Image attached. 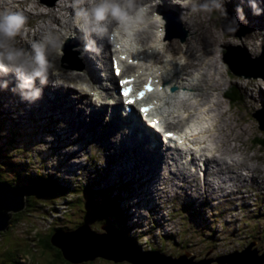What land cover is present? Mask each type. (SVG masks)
Segmentation results:
<instances>
[{
    "label": "rangeland",
    "instance_id": "obj_1",
    "mask_svg": "<svg viewBox=\"0 0 264 264\" xmlns=\"http://www.w3.org/2000/svg\"><path fill=\"white\" fill-rule=\"evenodd\" d=\"M3 1L4 0H0V2ZM34 1L40 3L41 9H36L35 2L32 3V5L26 6V8H24L23 10H16L11 8L12 11L22 12L26 17V23L23 27L25 28L27 27L29 22H33L34 24L40 25L51 24L52 26L61 29L59 22H53L49 18L38 17L35 11H38L39 13L40 11L46 12L47 10H54L59 16L61 12H65V9H60V6H63L65 4L67 7L69 5L68 0H53V4L52 0ZM62 1H64V3ZM21 2L22 0L19 1V5H14V7L18 9L25 6L21 5ZM260 2L261 4H264L261 0ZM167 3L174 2L173 0H167ZM176 4L181 5L180 3ZM226 5L229 6V10L233 9L235 14H239L238 10L242 9V12H244L246 9V6L242 1L234 2L229 0L227 1ZM3 9L7 10L4 7ZM213 12V16L210 15L212 14V12L205 13V18L207 19L208 23L207 26L214 34L217 44L215 46H211V50L215 52L214 54L216 56V59H218L219 66H221L220 60L222 61L223 59L227 62L226 64L229 67L228 70L234 77H232L231 80L227 76L225 70L223 71L222 69H220L224 74L225 84L220 87V91L215 95H218V98L222 101L223 111L229 110L227 113L228 115H231L232 117H234L233 115H235L244 118V120H240L239 123H237L235 119L231 123L228 119V123L230 125H233L234 127L237 124V133L240 136V140L242 141L241 144H246L245 147H247V149L244 148V153L247 154V157H252L251 160H247L246 162L249 165H254L256 167L254 173L255 178L253 180H255L257 176L259 179L255 180L257 182L256 183L251 180V173H248V175L245 174V180L247 179V181L244 187L242 185V188L246 191L244 192L246 194H243V192L240 191V194L242 196L230 195L228 197L222 198L219 196L228 193L229 189L219 191L221 193L220 194L218 192L216 193L215 190L212 189V186H214L215 183L208 181L207 183L200 184L196 188L193 187V183L191 182H183V184L182 182L179 183L178 180L180 179V177L176 180V183L172 180L173 177L170 178V180L173 181L174 184L171 185L172 189H169L168 191V185L167 187H165V190V188L160 186L159 183L153 184V188L149 187L148 183H146L144 179L141 178L138 174L139 172L142 174V172L140 171L139 167L140 163L134 161V159L137 157V152L134 151L136 149L134 145L132 146V157L127 156L124 151L119 148V145L114 142L116 137H112L110 141L113 146L112 144H109V146L107 145V148H111L106 151H110L111 153L115 152L116 154L121 155L114 158L115 153L113 156H111L108 152L105 151L102 141L100 140V138L102 137V133L99 132H86L91 136V138L92 136H94V138L96 139L97 144L95 146L93 143H91V146H84L85 139L82 140V146L81 142L71 144L69 142L71 140H69V138L67 137H75L72 136V133L74 132L69 130L70 126H67L68 123L65 124L60 122V124H65L60 131V127L58 125L57 127L54 126L55 120L49 118L48 116H46V114L42 119H40L41 115H38L35 111H33V113L29 112L36 109L33 103H28L29 105L25 107V110L28 113L23 114L22 119H17V116L19 114H22V108L17 106L18 104L16 102L12 104L14 110L11 109V111H8L10 106L0 105V146H3L5 144V136L9 138L10 136H12L14 137L13 139L15 147L18 150H22L21 153L15 152L14 154V150L9 149V146L7 145V149L3 153L9 155L11 159L8 158L6 167L2 168L0 170V173H4V176H6V178H23L24 171H29L30 173H32L36 169V173H40L43 176L52 175L57 179L68 181V183H71L72 188H74L76 184L82 187L85 186L84 182L87 181V177L85 176V174L87 173V170L90 169V167L93 169L102 170L104 183H99L97 182V179H94L92 182L87 183L90 184L87 186L91 189H98L101 195L105 194L102 193L103 191H107L108 189L112 188L113 195H120L119 197H116V201L120 202V207L123 210H125L124 207H126L127 209L126 214H128L129 218L127 219V222L130 227V233H132V230L133 234L142 233V235H145L144 239L141 240L142 245L148 244L149 241L152 242V244H155L157 248L163 250V254L165 256L161 255L159 257L156 255L153 260L148 259L147 255L142 256L146 258L144 260L145 264H155L156 258L157 260L163 261V264H198V262L202 260L203 262L210 261V264H218L215 261L216 258L226 254L227 256L232 255L231 253L235 254L237 257H242L241 255L237 254V251L241 252L248 247H250L249 249L251 251H256L258 255H264V184L260 182L262 181L264 183V147H260V145L255 144L256 139H261L264 137V130L259 129V126L262 124H259L260 121L256 117H254L255 113L258 110H260L261 114L264 116V112L262 111L264 110V61H262V63L260 64L261 66L259 65L260 67L255 66L251 70L247 68L249 63H253L247 61V58L251 60H257L261 57V54L263 52L261 53L260 50L264 46V41H253L260 36L259 32L254 35L253 40H244V44L239 41V37L242 38L243 31L246 32V29L244 30V28H247L248 26L247 30H249V26L251 25L248 20L249 17L245 21L241 20L240 17H238V23L240 24V26L235 32H228L225 30V25H227V27L234 26L229 24L227 17L224 18V15H222L221 11ZM215 13L217 15H215ZM245 14L247 17L246 11ZM62 19L65 18L62 17ZM233 19L236 20L237 17H231L230 21H232ZM147 22L148 23L140 26L141 30L143 26H146V30H148L151 23L158 24V22L153 19H149V21ZM262 22L263 20L260 19L259 25L261 27H264V24H261ZM64 26L67 27L66 25ZM214 27L218 29L217 32L219 35L231 34L230 44H221L222 40L221 42L219 41L218 35L215 34ZM24 28L21 29L22 32ZM70 28L71 27L69 25L67 29ZM73 31L79 33V30ZM154 33L156 34L155 29L152 30V34ZM261 33L263 35L264 30H262ZM61 34L62 33H60L59 35ZM50 35L56 36L51 33ZM194 35H196V31L194 32ZM209 36L211 37V35ZM69 37L67 38L68 40ZM97 38L100 39V37ZM97 38L91 36L89 38V41H87L88 43H91L92 49L95 50L94 54L97 53L96 50H100V44L98 46H95V44L97 43ZM106 38L107 35L104 36L103 41L106 40ZM163 38H165L169 42H178L183 49L182 51H184L183 45L187 40L190 39V36L189 32L187 31L186 24L183 25V22H172V24L169 28H167L166 31L163 30ZM36 42V40H29L28 47L32 49V44ZM262 44L263 46H261ZM136 46L138 47L137 43ZM244 50H246L249 55L245 54V52H243ZM86 53L88 55V58L89 55H92L89 54V51H87ZM52 56L55 58H53L52 60L49 59V62L51 64L50 68L54 70H51L50 68L48 69L51 70V72H55L56 65L59 68H62L61 60H63V63L64 61L69 63L70 66L68 67L70 68L74 66H80L81 64V62L79 64L78 61H73L70 56L69 57L71 58V61L65 59V52H63L62 56H58L56 52ZM261 58H264V54ZM177 60L181 61L180 58H177ZM105 62L106 67H108L110 71L109 56H107ZM233 62L239 64L242 63L245 67L237 65V67L235 68L237 72L236 74H234V72H232L230 68V64L232 65ZM76 63L79 65H75ZM8 71L11 70L8 69ZM28 71L31 70L29 69ZM211 71L212 70L210 69L208 73H212ZM217 72L218 70L214 69V73ZM11 73H13V71H11ZM214 77L218 78V74ZM4 79L10 80L9 76H6ZM3 82H5V80H2L0 85H3ZM246 83L249 84L248 87L245 86ZM6 85L7 87L9 86L8 81H6ZM258 86H262V90H259ZM38 88L40 89L42 88V86L40 85L39 80H36L35 87L28 89V91L32 92L37 90ZM233 88L239 90V93L241 94L240 100L236 103L231 102L226 97L227 93L234 94V91H232ZM75 91H73L74 93L72 94L77 97L79 92L77 90ZM57 95L63 96L61 94ZM87 97L90 98L91 104V99L93 100V98L89 96ZM247 100H250V106H244ZM19 102L22 103L21 99H19ZM166 110L168 111L169 109ZM45 111H48V109H45ZM100 116L104 118L103 114H101ZM83 117H85L84 120L82 119L83 121H85L86 118H89L86 114H84ZM82 125L84 126L83 122ZM80 128V126L79 128L72 127V129H77V131L79 132L78 134H80ZM241 128L245 129L242 133L240 130ZM11 132H17L18 134H22V136L11 135ZM218 132L221 134H225L229 133L230 131L227 130L226 132ZM62 134L66 136V138ZM200 137H203V143H206L207 141L214 144L215 147V141L212 138L205 139V136L202 134ZM104 143H106L105 140ZM80 146L81 149H79ZM233 146H236L237 149L242 150V148H239V143L234 144ZM237 154L238 153H236V155ZM189 156H193V154H191L190 151H184L183 154L176 157H178L181 161V159ZM199 157L200 156L197 154V159ZM239 157L241 158L242 156L239 155ZM227 159L231 164L233 163L230 158ZM1 160L6 161V159L3 158ZM180 161H177L176 165L183 167ZM91 162L93 163L91 164ZM126 164L133 165V167H136L137 170L129 167L130 170L126 172ZM154 165L155 162L152 161L151 165H149L145 170L149 173L152 172ZM176 165H174L175 171H177ZM197 169L201 170L202 166L199 165ZM199 174H196L195 180L199 183H202ZM226 174H224L225 179L227 177H230V174ZM126 178H128L129 180H126ZM211 178L215 179L216 177L211 176ZM150 180L152 179L149 178L148 181ZM164 180L165 181H163L162 185L167 183L166 179ZM215 181H218L221 184V181H219L217 178ZM128 185L130 186L128 187ZM204 186L206 189H202ZM151 188L153 189V191L149 190ZM205 190L208 192H206ZM142 192H148L149 194H152L149 195V197H146L145 200L144 195H139V193ZM71 198L77 199L78 197ZM44 200L45 199H41V204L44 203ZM85 200H74L71 208L67 207L66 205H64L65 207H63L62 202H59L58 200L55 205L56 209L54 211L51 212L50 210L48 211L49 208L38 207L36 208L35 213H32L30 217L28 216V219L24 218L23 215L20 222L13 221L12 223L11 217L14 213H16V211L13 210L10 214V226H8V229L5 232L3 231V233L0 235V264L3 262V260H6L7 262L9 259H13L16 264H41L40 261L42 259H44L43 264L48 263V261H55V257L51 251H45L44 258H40L41 252H38L37 250L36 257L34 258L36 260L34 261V259H30V255H32V252L30 251L28 246L31 245L29 243L35 242L33 234L43 236L44 234L51 233L52 229H55L56 227L61 229L64 226L73 227V225L78 224V221H81L82 218L87 221L88 219L86 217H83L84 207L86 205ZM100 200L102 199L99 198V201ZM23 201L24 196L22 194L20 198L21 204H23ZM107 203L109 204L110 200H107ZM18 204L19 203L17 202V204L15 205L16 208H18ZM186 207L190 209L188 210ZM185 208L187 210H184ZM69 214L72 216V218L71 216H69ZM88 216H93L89 218L90 222L88 224L90 225V229H87L84 226L82 230H78L77 232L78 234H80L77 236V233H75L73 241L71 242L77 245L78 242H80V245H88V247L92 249H94V247H91V245L97 243L110 245L111 249L109 248L106 253L103 252V255L112 257L114 259L99 256L93 260L84 259L81 260L82 262H74L67 259L65 256L64 258L71 264H89L92 261H97L95 264H134L131 262L132 260L128 258H119L121 257L119 256L121 254L119 251H121V249L123 248H127L126 245L127 243L129 244V242L121 238V236L116 234L112 229L106 230L105 228V236H93L89 230L94 231L96 228H99V225H97L98 221H96L95 219L96 213H88ZM67 219H71L74 222L69 224L67 222ZM85 221L84 223H86ZM61 236L62 235H58L56 237L57 240H59ZM56 238L55 240H52L56 242ZM162 242H164V245H162ZM26 244H28V246H26ZM50 244L55 248L61 250V252L63 253L62 249L55 246L52 241H50ZM127 250H130L129 247L127 248ZM15 254L18 255L15 257ZM180 254L185 255V258L182 257L185 260L175 261L179 258ZM91 255L92 256L88 258L94 257L93 254ZM166 255L171 256L173 259L168 258ZM7 264L12 263L7 262Z\"/></svg>",
    "mask_w": 264,
    "mask_h": 264
},
{
    "label": "bare ground",
    "instance_id": "obj_2",
    "mask_svg": "<svg viewBox=\"0 0 264 264\" xmlns=\"http://www.w3.org/2000/svg\"><path fill=\"white\" fill-rule=\"evenodd\" d=\"M19 1L20 0H4L3 2H0V11H5L3 7L10 11H12L11 8L16 10H23L24 8H26V6L32 5V3L34 2L36 3V9H41L40 3L34 0H22L20 4L25 6L17 9L14 7V5H19ZM227 1L229 0H222V5H226ZM231 1L243 2V4L246 6L245 11L247 12V17L245 11L243 12V21H245L249 17L248 20L251 24L249 26V30H247L248 26L247 28H244V30L246 29V32L243 31L242 38L239 37V41L243 43L244 40H253V37L257 32L260 33V36L253 41H264V33L263 35L261 33V31L264 30V27H261L259 25L260 19L263 20L261 24H264V4H261L260 0ZM261 1L264 3V0ZM62 2L64 3V1ZM147 2H149V0H145V3ZM68 3H70V0H68ZM253 3H255L257 8L260 10V14L257 15L254 13V9L251 6ZM178 5L179 4H176L175 2L167 3V0H161V3L156 5L155 11L159 12V14H161L166 21V24L164 25V31H166L167 28L170 27L172 22H183V25L186 24L190 39L187 40L183 45L184 51H182L183 49L178 42H169L165 38H163V32L160 31L158 24L151 23L148 30H146V26H143L142 30L135 32V40H137L138 47L135 44L131 47V50H129L130 56L128 58H133L134 61H136V65L129 64L128 68L123 72L124 74H122L124 76H132L136 75L135 73H138L139 75L135 76L136 80H138L142 75H146L144 78L149 77L158 83L161 88L159 89L157 95L153 96L152 98L155 103H158L162 107L163 112L166 114V116L171 118L172 120L175 119L177 124H181L183 121V119L179 118V116L185 117L184 121L189 122L188 125H184L182 128L183 130L187 131V141L185 142V144H190V146L196 150V153H191L193 154V156L183 158L181 159V161L178 157H170L169 154H167L164 150L160 149L155 144L152 133L146 131L142 127V124L145 123L139 117V115H137L133 121H129L126 118H117L116 114L114 113H112L114 115H111V118L107 117L104 114V110H102L101 108L97 111L94 110V107H92V105L90 104V99L87 97V91H89V89L87 88L88 84L91 87L94 86L102 88L99 82V78L102 72H104V74H102L106 76L105 79H107L109 83L114 87L116 85V83L114 84V81L116 79L111 76V73L108 72L107 68L105 67V59L108 56V42L103 43L98 38L96 42L100 43L101 46H103V50H101L99 54H94L95 50H89V54L92 55H89L88 58V55L86 53L87 51L85 50V45H91L90 42H87L89 41V38L91 36L95 38L98 37L90 30L87 32V34L82 31H79V33L74 32V36H70L73 38L69 37V40L66 39L65 43H63L62 45V51L65 50V52L68 53L73 61H79V64L81 62L80 67L74 66L70 68L68 67L70 66L69 63L65 61L63 63V60H61L62 68H59L56 65L55 72H51V70L54 69L50 68L51 70H48L47 72V82L45 84L40 83L42 88H38L41 93L39 98H31V92H29L28 89H23L20 87L22 83L21 74L14 72V69L11 66L6 65L5 70H0L2 71L0 72V84L2 80H5V82H3V85H0V105L10 106L8 111H11V109H13L12 104L16 102L18 104L17 106L22 108V114H19L17 116V119H22L23 114L28 113L25 110V107L29 105L28 103H33L36 109L29 112L33 113V111H35L38 115H41L40 119H42L46 114V116L55 120L54 126L57 127L58 125L60 127V131L61 128H63L64 125L68 123L67 126H70L69 130L74 132L72 133V136L76 138L75 139L67 137L69 138V140H71L69 141L71 144L81 142L82 146V140L85 139L84 146H91V143H93L95 146L97 144L96 139L94 138V136H92L91 138V136L86 132H99L102 133V137L100 138V140L102 141L105 151L111 148H107L106 146L112 144L110 141L112 137H116L114 142L119 145V148L123 150L127 156L132 157V146L134 145L136 147L134 151L137 152V157L134 159V161L140 163L139 167L140 171L142 172V174L140 172L138 174L141 178L144 179L146 183H148L149 187H152L155 183H159V185L164 188L168 185V191L169 189H172L171 185L174 184L173 181H175L176 183V180L180 177V179L178 180L179 183L182 182L183 184V182H191L193 183V187L196 188L200 184L207 183L208 181L215 183L214 186H211L216 193H220L219 191L229 189L228 193L219 196L222 198L228 197L230 195L242 196L240 194V191L243 192V194H246L244 193L246 191L242 188V185L244 187L247 181V179L245 180V174L248 175V173H251V180H253L255 178L254 173L256 167L254 165H249L246 162L247 160H251L252 157L249 158L247 157V154L244 153V148L247 149V147H245L246 144H241L242 141L240 140V136L237 133V124L234 127L233 125H230L228 123V119L231 123L234 121V119L237 121V123H239V121L244 120V118L235 115H233L234 117L228 115L227 113L229 110L223 111L222 101L218 98V95H215L220 91V87L225 84L224 74L220 69H222L223 71L225 70L227 76L231 80L233 76L228 70L229 67L226 64L227 62L223 59L222 61L220 60L221 66H219L218 59H216V56L214 54L215 52L211 50V46H215L217 44L214 34L207 26L208 23L207 19L205 18V13H192L190 11V5L187 7ZM228 5L223 7V10L227 13L226 17L228 21H230L231 17H237L236 23L240 26V24L238 23L239 14H235L233 9L229 10ZM60 9H65V12H61L59 16L54 10H47L46 12L40 11L39 13L38 11H33L36 12L38 17L49 18L53 22H59L61 29H59L58 27H54L51 24L40 25L29 22L27 27H23V32L20 31V33L14 38V40L10 41V43L13 44L14 47L22 49L24 52L28 53L29 57L31 58L32 49L28 47L29 40H36V43H38L47 33L59 35L60 33H62V31L67 29L69 25L70 27H72L70 14L73 12V9L69 6L66 7L65 4L63 6H60ZM210 15L213 16L214 12H212V14ZM215 15L217 14L215 13ZM62 17H64L65 19H62ZM226 17L224 16V18ZM64 25H66L67 27H65ZM225 26L227 27V25ZM232 26L235 27V25ZM109 28L111 29V31L116 33L115 29H112L115 28L114 24H110ZM154 29L156 31V34H152V30ZM214 30L215 34L219 37V41L221 42L222 40L221 44H230L231 34L219 35L217 32L218 29L214 27ZM195 31L196 35H194ZM207 34L211 35V37ZM122 36L123 34L121 33V31H119L117 32L116 39L122 40ZM61 38L63 39L62 36ZM263 44L261 46H263ZM243 52L249 55L246 50H244ZM54 53L55 51L51 47L46 48V55L48 60H52L53 58H55L52 56L54 55ZM109 55L111 57V52ZM177 58H180L181 61H178ZM79 64L76 63L75 65ZM237 65L245 67L242 63H232V66L234 68H236ZM111 66L112 62L110 60V67ZM247 68L251 70L253 67L247 66ZM8 69L13 71V73H11V71H8ZM210 69L212 70V73L209 74L208 71ZM214 69H217L218 72L214 73ZM28 70L24 71L23 73V76L25 78L30 74V71ZM217 74L218 78H215L214 76ZM85 75L88 77V79ZM6 76H9L10 80L4 79ZM6 81H8L9 88L6 85ZM35 82L32 85L33 88L35 87ZM76 84L78 87H75ZM245 86L248 87L249 84L246 83ZM258 87L257 88L259 90H262V86ZM171 88H174V90L169 93V90ZM75 90H80L81 95H78L77 97L74 96V94L72 93H74L73 91ZM57 94H61L63 96H58ZM19 99H21L22 103L19 102ZM107 104L111 105L112 103ZM106 106L109 107V105ZM244 106H250V100H247ZM45 109H48V111H45ZM166 109L169 110L167 111ZM114 110H120V106L115 107ZM262 111L264 112V110ZM68 114L71 116H69ZM84 114L89 117L86 118L85 121H83L86 117H83ZM101 114H103L104 118L100 116ZM254 117H256L260 121L259 124L264 125V116L261 114L260 110L255 113ZM60 122L65 124H60ZM82 122L84 123V126L82 125ZM79 126L81 127L80 134H78L79 132L77 131V129H72V127L79 128ZM145 126L147 125L145 124ZM227 130H229L230 132L225 134H221L218 132H226ZM240 130L242 133L245 129L241 128ZM153 132L155 131L153 130ZM201 134L205 136V139L212 138L215 141V147L214 144L207 141V144L203 143V137H200ZM64 137L66 138V136ZM104 140L106 143H104ZM238 143L240 144L239 148H242V150L237 149L236 146H233L234 144ZM81 146L79 147V149H81ZM106 152H108L111 156H113L115 153H111L110 151ZM236 153L238 154L236 155ZM197 154L200 156V158H198L200 159V161L197 159ZM239 155H241L242 157L240 158ZM116 156L121 155L115 153L114 158ZM227 158H230L233 163L231 164ZM152 161L155 162V165L152 172L149 173L145 169L149 165H151ZM177 161H180L183 167L177 166ZM199 163H202L203 165L201 170L197 169V167L200 165ZM126 165V172L130 170L129 167L137 170V168L133 167V165ZM174 165H176L177 171L174 170ZM226 173L230 174V177H227L225 179L224 174ZM196 174L200 175V180L202 183H199L195 180ZM211 176H215L219 181H221V184L218 181L216 182V178L213 179L211 178ZM172 177L173 181L170 180V178ZM149 178H151L152 180L148 181ZM164 179H166L167 183L162 185L163 181H165ZM126 180L129 179L126 178ZM255 180H259L258 176ZM255 180L253 181L256 182ZM260 182L264 184L262 181ZM152 188L149 190L153 191ZM204 188L205 186L202 189ZM151 194H149L148 192L139 193V195H144L145 200L146 197H149V195ZM120 253L121 257H131L139 263H143V260L146 259L144 257H141L143 260L136 258L132 252H129V250H121ZM157 263L161 264L160 261H157Z\"/></svg>",
    "mask_w": 264,
    "mask_h": 264
},
{
    "label": "clouds",
    "instance_id": "obj_3",
    "mask_svg": "<svg viewBox=\"0 0 264 264\" xmlns=\"http://www.w3.org/2000/svg\"><path fill=\"white\" fill-rule=\"evenodd\" d=\"M173 2L180 3L185 7L190 5V11L192 13H211L213 11H221L222 15L225 17L227 16L226 11L223 10L222 0H202V2L201 0H173ZM160 3L161 0H149L147 3H145V0H70L68 6L73 9V12L70 14L72 27L70 29H65L61 35L53 36L45 34L40 42L33 43L31 58L28 53L24 52L22 49L14 47V45L10 43V41H13L20 33L21 29L25 25L26 17L19 11H0V70H5L6 65H8L11 66L14 71L20 73L22 79L20 87L23 89H31L33 83L37 79L41 84H45L47 82L48 69L51 67L46 55L47 47H51L58 56H62L63 52H65V50L62 51V45L69 36H74L73 30H79L85 32V34H87L90 30L98 37H104L105 35H108L110 24L115 25V30L117 32L123 31L131 36L133 32L141 30V25L146 24L149 19H153L158 22L160 31L163 32L166 21L161 14L155 11L156 5ZM251 6L253 7L255 14H260V10L257 8L255 3ZM238 13L240 19L243 20L244 17L242 9L238 10ZM229 24L235 25V27H225V30L228 32H235L239 27L235 19L229 21ZM101 41H103L102 38ZM105 42L106 41L104 40L103 43ZM85 50L89 51L93 49L89 44L85 45ZM96 51L97 54H99L100 50ZM262 52H264V46L261 49V53ZM65 59L71 61L68 53H66ZM258 59L251 60L247 58V61L254 63L258 62ZM253 63H249L250 67H253ZM28 69L31 71L25 78L23 73ZM40 95L41 93L39 89L30 93L31 98L33 99L39 98ZM94 98L99 101V96H95ZM132 253L136 258L143 260L139 257L138 252V254L135 251ZM144 255L150 256L152 260L156 257L155 255L150 254H143V256ZM103 257L114 259L108 256ZM95 258L96 257H94V259ZM130 260L134 261L133 258ZM199 263L203 262H198V264Z\"/></svg>",
    "mask_w": 264,
    "mask_h": 264
},
{
    "label": "trees",
    "instance_id": "obj_4",
    "mask_svg": "<svg viewBox=\"0 0 264 264\" xmlns=\"http://www.w3.org/2000/svg\"><path fill=\"white\" fill-rule=\"evenodd\" d=\"M233 93H227L226 97L231 102H238L241 98V94L236 88H233ZM11 135H19L22 136V134H18L17 132H11ZM14 137L5 136V144L3 146H0V158L6 159V161L0 159V170L7 165V160L10 158L9 155L4 154L3 152L6 151L7 145L9 146V149H13L14 154L15 152H22V150H18L15 147L14 143ZM255 144L260 145V147H264V137L261 139H256ZM3 153V154H2ZM14 161V160H12ZM93 162H91L92 164ZM24 177H12V178H6L4 176V173H0V185L4 186L5 190H9V192L12 190L16 195L23 194L24 196V208L23 210L16 212L12 215L11 222L13 221H21V217L24 215V218L28 219V216L30 217L32 213L36 212V208H49L51 212L54 211L56 203L61 201L63 207L66 205L67 207H72V203L74 200H85L86 205L84 207V215L83 217H86L88 220L85 221L84 218H82L81 221H78V224L73 225V227L64 226L61 228L56 227L55 229H52L51 233L41 235H34L35 242L29 243L31 244L28 246L30 251L32 252V255H30V259H34L36 257V251L41 252L40 258H44L45 251H51L55 257V261H48V263L45 264H71L68 260L64 258V254L61 252V250L55 248L50 244V241H52V236L56 232H65V233H71L75 230H82V228L85 226L90 225L88 224L89 218L93 216H88V213H96V221L97 225H99V228H96L93 232L102 233L104 232L103 228L112 229L116 234L121 236V238L125 239V241H129L131 245L133 246V250L136 251V253H143V254H154V252H158L162 255L163 250L160 248H157L155 244H152V242L148 241V244L142 245L141 240L144 239L145 235H142V233L139 234H133L130 233V227L128 225L127 219L128 214H126L127 209L123 210L120 207V202L116 201V197H119L120 195H113L112 194V188L108 189L107 191H103L102 193H105L104 195H101L100 191L98 189H91L87 185V183L92 182L94 179H97V182L104 183V176L102 174V170L100 169H93L90 167V169L87 170V173L85 176L87 177V181H83L85 186H78L76 184V188H72L71 183H68V181L57 179L53 177L52 175H41L40 173H36V169L34 172L30 173L29 171H24ZM130 185H128L129 187ZM99 188V187H98ZM71 197H78L77 199H72ZM99 198L102 199L99 201ZM41 199H45L44 203L41 204ZM107 200H110V203H107ZM116 201V202H115ZM48 204V205H45ZM39 205V206H38ZM188 210L190 208L186 207ZM184 210H187V209ZM89 211V212H87ZM86 212V213H85ZM69 216H71L69 214ZM65 217V216H64ZM72 218V216H71ZM24 219V220H26ZM23 221V220H22ZM84 221L86 223H84ZM10 222V223H11ZM67 222L69 224L73 223L74 221L71 219H67ZM81 224V225H80ZM83 224V225H82ZM3 232L0 233V235ZM75 233V232H74ZM91 233V232H90ZM164 240V239H163ZM181 240V239H180ZM162 245H164V242H162ZM137 253V254H138ZM18 254H15L16 257ZM29 255V254H26ZM227 255V254H226ZM225 255V256H226ZM25 256V255H24ZM165 256V255H164ZM167 256V255H166ZM182 256V254L179 255V258ZM171 257V256H168ZM124 258V257H119ZM131 259L130 257H127ZM36 259H34L35 261ZM93 260V259H92ZM7 262L15 263V261L12 259H9ZM6 260H3L1 264H7ZM41 264H43L44 259H42ZM97 261H92L89 264H95ZM200 262H203L200 261ZM199 263V264H204ZM207 264V263H206Z\"/></svg>",
    "mask_w": 264,
    "mask_h": 264
},
{
    "label": "water",
    "instance_id": "obj_5",
    "mask_svg": "<svg viewBox=\"0 0 264 264\" xmlns=\"http://www.w3.org/2000/svg\"><path fill=\"white\" fill-rule=\"evenodd\" d=\"M264 54V52H263ZM263 54L261 55V57L263 56ZM259 58L258 62H254L253 67H260L262 61H264V58ZM260 65V66H259ZM248 66H250L248 64ZM252 67V66H251ZM230 68L232 70V72H237V70L230 65ZM234 72V74H236ZM264 77V76H263ZM174 88H171V91H173ZM263 125V124H262ZM260 125L259 129L264 130V126ZM22 195V194H21ZM20 195H16L14 193V191H10L9 190H5L4 186L0 185V233L1 232H5L8 229V226L10 224V217H11V213L12 211H21L23 210L24 206L23 204H21L20 202ZM17 202L19 203L18 208H16V204ZM89 228V226H87V229ZM104 232L103 233H95L93 231L90 230L91 234L93 236H105L104 234H106L105 228H103ZM74 232L77 233V236L80 234H78L77 230H75ZM75 233H56L55 235L52 236V239L55 240V238L58 235H63L59 240H57L56 238V242H53V244L59 248L62 249L65 257L69 260H72L74 262H82L81 260H89V259H94V257H99V256H106L103 255V252H107L110 248V245H106V244H101V243H97V244H93L91 245V247L93 246L94 249L89 248L88 245H80V242H78V245L75 243H72L71 241H73V237H74ZM70 239V240H69ZM129 242V241H128ZM126 247H129V252H133L134 248L131 245V243L129 242V244L127 243ZM127 248H123L121 250H127ZM250 247L246 248L245 250L241 251V252H237V254L241 255L242 257H237L235 254L232 253V255H226V256H222V257H218L216 258V262L218 264H263L264 263V255H258L256 253V251H251L249 249ZM111 249V248H110ZM133 250V251H131ZM93 254L94 257L93 258H88L91 257ZM152 255H157V256H161L162 254L160 253H154ZM120 256V255H119ZM143 254L139 253V257H142ZM164 256V255H163ZM182 257L185 258V255H182L180 258L176 259L175 261H180V260H185ZM148 259H151L150 256H147ZM170 259H173L172 257H168ZM229 259V260H228ZM85 260V261H86ZM157 261H160L161 264H163L164 262L161 260H157L156 258V263L158 264ZM134 264H141L138 263L137 261H131ZM153 262V261H152ZM207 264H210V261L206 262ZM142 264H145V262H143ZM154 264V263H153Z\"/></svg>",
    "mask_w": 264,
    "mask_h": 264
},
{
    "label": "snow or ice",
    "instance_id": "obj_6",
    "mask_svg": "<svg viewBox=\"0 0 264 264\" xmlns=\"http://www.w3.org/2000/svg\"><path fill=\"white\" fill-rule=\"evenodd\" d=\"M122 83H128V81H124V82H122ZM149 90H151V89H149ZM130 92H131V89H126V90L123 92V95L128 96V95L130 94ZM143 95H144L143 92H140V93H139V97L142 98ZM128 102H129V103H133V101H131V100H129ZM141 111H142V112H147L148 109H147V108H142ZM155 123H156V121H153V124H155ZM169 135H171V134H169Z\"/></svg>",
    "mask_w": 264,
    "mask_h": 264
}]
</instances>
